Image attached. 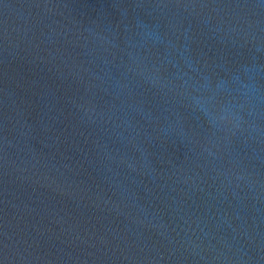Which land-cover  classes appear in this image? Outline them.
Returning <instances> with one entry per match:
<instances>
[{
    "label": "water",
    "instance_id": "1",
    "mask_svg": "<svg viewBox=\"0 0 264 264\" xmlns=\"http://www.w3.org/2000/svg\"><path fill=\"white\" fill-rule=\"evenodd\" d=\"M0 264H264V0H0Z\"/></svg>",
    "mask_w": 264,
    "mask_h": 264
}]
</instances>
